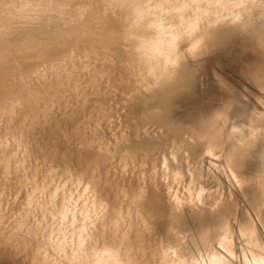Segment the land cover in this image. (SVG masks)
Instances as JSON below:
<instances>
[{
	"label": "rangeland",
	"instance_id": "1",
	"mask_svg": "<svg viewBox=\"0 0 264 264\" xmlns=\"http://www.w3.org/2000/svg\"><path fill=\"white\" fill-rule=\"evenodd\" d=\"M250 9L264 0H0V264H264V14ZM228 13L257 33L196 55L203 38L237 35L224 28ZM181 67L205 74L219 105L201 108L216 118L204 138L231 128L227 115L254 124L232 142L241 171L207 154L189 120L166 118L170 102L157 94L181 88ZM176 149L217 164L232 193L220 185L224 215L200 237L160 224L167 200L187 203Z\"/></svg>",
	"mask_w": 264,
	"mask_h": 264
},
{
	"label": "bare ground",
	"instance_id": "2",
	"mask_svg": "<svg viewBox=\"0 0 264 264\" xmlns=\"http://www.w3.org/2000/svg\"><path fill=\"white\" fill-rule=\"evenodd\" d=\"M30 4H35V2L30 3ZM35 5H37V4H35ZM30 7H31V5H30ZM30 9H32V8H30ZM33 10H36V8H34ZM38 10H40V9H38ZM44 10H45V8H44ZM46 10H48V9L46 8ZM49 10H50V8H49ZM45 12L47 13V11H44V13ZM261 13L264 14V10L261 11V10H256V9L255 10L250 9L249 12H246L247 15L252 16L253 18H256L258 15H259V17L263 16ZM39 19H41V18H39ZM31 21H33V20H31ZM182 21H183V23H187V22H189V18L186 20H182ZM55 22H56V20H55ZM223 24H224V28L226 31L233 32V34L236 33L237 35H232L230 33L223 31V30H220V31H218L219 36L217 37V39L210 44H207L206 38H203L199 42V44H197L201 48L202 51H196L197 52L196 55L203 56V58H205V56H207V53H206V51L203 52V50H206L207 45L215 44V43L219 42L220 39L225 37V36L230 37L232 39H237V41H238V39L244 40L245 39L244 33L248 32V31L257 33V31H256V24L257 23L254 20L242 22L235 15V13H233V14L228 13L226 18L224 19ZM230 38H228V39H230ZM242 38H244V39H242ZM192 44L195 45L194 42ZM219 49H221V48H219ZM151 52H153V51L151 50ZM214 58H216L215 55H214ZM201 67L204 70V72L206 73V71H205L206 70V61H204L201 64ZM179 70H180L182 78L178 84L181 86V88L176 90L175 93L172 96H170V100H169V98H166L163 95V93L157 94L158 101L163 106L166 104L165 100L170 102L169 106L165 107V110L167 112L166 118H172L173 117V119H176V120H172V121H179V122H182L184 120H189L194 125V127L197 128L195 130L196 136H198L199 133L203 134L202 136H199V137H201V144L208 147V153L207 154L215 153L216 156H218L221 161H225L227 163V166L232 167V169L241 171L242 167H239L236 165V163L233 159V156H232V145H233L232 142L234 139L237 141L242 140V137H240V136H244L243 138L251 137L252 133L254 132V130H253L254 124L247 125V123L243 122L242 120L235 119V118L233 119L234 121H231L232 117L227 115V116H225V117H227V121L225 123H229V125L231 124V128H226L227 126L222 125L221 129L216 133L215 136H213L212 138H208V139L204 138L203 136L208 134L207 132L211 131V129L209 127H208V129H202L201 125L204 123L209 124L216 118L204 116L201 113V108L204 107L205 105L208 106L210 104H212V105L214 104L215 106H212V107H214L216 111H220V109L218 108L219 105L213 103L214 98H215L214 90L213 89L210 90L209 87L206 86L208 79H207V76L205 74H197V73H194L193 71H191L190 69L186 70L184 67H181ZM152 74H153V72H152ZM158 74L159 73H157V76L159 78L161 77V80H162V76L161 75L159 76ZM250 74H252V73L249 72L248 76ZM156 79L158 81V78H156ZM169 82H174V81L169 80ZM166 84H168V82H162V85H166ZM220 108L223 110H228V111L234 110L233 106L230 105L229 103H227L226 101H223L220 104ZM217 128H218V123L215 122L214 126L212 127V130L217 131ZM169 146H171V147L173 146V148H177V149L182 148V147H178L179 143L174 144V145L170 144ZM192 146L194 149H196V147H197V146H195V144H192ZM177 149H176V152H172V153L174 156H176V159L178 160V161L176 160L177 165L180 167V176H178V177H180V179H182L181 180L182 183L179 181L180 183H177L176 185H177V187L180 186L181 184L185 185L184 187H186V188H184L183 186L182 187L184 190L186 189V193L183 190L184 193H182L181 195H182V197H185V200L187 199L186 200L187 203L176 208L175 206H172L173 201L171 202L170 201L171 199L167 200L165 198V200L169 201L168 203L166 201V203L168 204V207H169V208L168 207H166V208L170 209L169 210L170 212L168 213L169 216L167 215L168 218L167 217H166V219L163 218L162 222H160V224H162V223L168 224V225L183 224L185 231H182V232L184 233V235L189 236L190 234H197L198 237H200L203 235V234L201 235L200 233L204 232L206 227L208 230L210 223L215 220V218H214L215 216L217 218H219V217H222L224 215L222 201L219 202V196H217L218 195L217 190L219 189L220 185H222L225 190L228 189L230 193H231V190L229 187V183L227 180L226 173L223 172V174H225V181H222V182H219L217 177L215 176L214 168L217 166V164H214L209 160L208 161L211 163L207 162L206 158L204 156L195 159L194 158L195 154H190V156L188 154L184 155V153H183L184 151L182 149H179V150H177ZM178 151H183V152H178ZM169 153H171V152H169ZM107 154L109 155V153H107ZM235 159L237 160V158H235ZM111 160H109L110 163H113L114 160H112V162H111ZM204 161H206V162H204ZM117 163H118V161H117ZM163 163L161 162V166ZM172 164H174V163H172ZM130 165H131V163H130ZM126 166H127V164H126ZM161 166L159 165L160 169H161ZM151 167H153V166H151ZM151 170L152 171L156 170V172L158 171L155 168L151 169ZM161 170H163V169H161ZM165 170H166V167H165ZM166 172L164 171L165 174H166ZM175 172H177V170H175ZM155 173H154V175H155ZM167 174H170V173H167ZM171 174H172V172H171ZM176 174L173 173L174 178L176 177ZM121 176H123V175H121ZM120 178H122V177H120ZM120 178H117V181ZM154 178H155V176H154ZM125 179H127V178L125 177L124 180ZM171 179H172V177L170 178V181H173V179L172 180ZM144 181L146 183V180H144ZM166 181H169V179ZM120 182H121V180H120ZM150 182H152V181H150ZM258 182L261 185H263L264 181L262 182L261 180H259ZM108 183H109V181H108ZM134 183H135V181H134ZM129 184H130V182L128 183V186H129ZM139 184H140V181H139ZM239 184L240 185L242 184L241 180L239 181ZM149 185H150V183H149ZM172 185H174V184H172ZM103 186H106V184ZM121 186H123V185L121 184ZM143 186L145 187V184L142 185V187ZM245 186H246V188L243 186H240V190H241V192H243L244 196L248 195L250 192V186H247V185H245ZM129 187H132V185H130ZM153 187H155V186H153ZM172 187H170V188L173 189ZM122 188L120 190H122ZM168 188H169V186H168ZM174 188H175V186H174ZM178 188H175V189L177 190ZM156 189L157 188H155V190ZM162 189H165V188H162ZM180 189H182V188H180ZM123 190L127 191V189L125 190L124 188H123ZM168 190L170 191V189H168ZM133 191H134V189H133ZM165 191H167V190H165ZM165 191H163V193ZM179 191L181 193V190H179ZM179 191L177 192L178 194H179ZM130 192H131V190H130ZM153 192H152V194H153ZM134 193H135V191H134ZM155 193H156V191H155ZM165 193H169V192H165ZM171 193L172 192H170L169 194L171 195ZM135 194H137V193H135ZM175 194H176V192H175ZM175 194H173V195H175ZM156 195H157V193H156ZM161 195H162V193H161ZM164 195H167V194H164ZM164 195H162V196H164ZM231 195H232V193H231ZM139 196H141V195H139ZM178 196H180V195H178ZM170 197H172V196H170ZM138 198L141 199L140 197H138ZM167 198H169V197L167 196ZM178 198L181 199V197H178ZM143 199L146 200L144 197H143ZM143 199H142V201H143ZM179 199H178V202H181V201H179ZM175 200H177V199H175ZM170 202H171V205H170ZM175 203H177V202H175ZM164 211H165V209H164ZM166 213H165V215H166ZM161 216H163V215H161ZM48 220L50 221L51 219L49 218ZM222 220H225V217ZM46 221H47V219H46ZM126 222H127V219H126ZM246 224H247V221L245 220L242 223V227H244ZM222 228L224 229V231H226V226L221 227V229ZM168 231H170V230H168ZM130 233H131V231H130ZM180 233H181V231H180ZM196 245H197V242H194L193 243L194 247L191 249V252L195 253V250L197 249V248H195ZM205 251L207 252L208 250H205ZM175 259H179V257H176ZM206 261H208V263L205 262L203 264H209L212 260L208 259Z\"/></svg>",
	"mask_w": 264,
	"mask_h": 264
}]
</instances>
